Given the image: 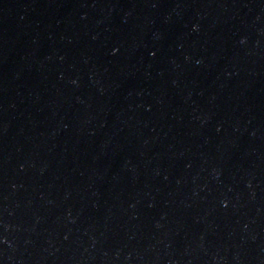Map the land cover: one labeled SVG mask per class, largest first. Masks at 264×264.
Returning <instances> with one entry per match:
<instances>
[{
	"label": "water",
	"instance_id": "water-1",
	"mask_svg": "<svg viewBox=\"0 0 264 264\" xmlns=\"http://www.w3.org/2000/svg\"><path fill=\"white\" fill-rule=\"evenodd\" d=\"M0 264H264V0H0Z\"/></svg>",
	"mask_w": 264,
	"mask_h": 264
}]
</instances>
